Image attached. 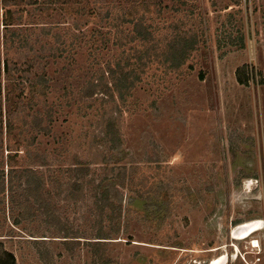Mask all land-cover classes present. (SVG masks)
<instances>
[{"label": "rangeland", "instance_id": "rangeland-1", "mask_svg": "<svg viewBox=\"0 0 264 264\" xmlns=\"http://www.w3.org/2000/svg\"><path fill=\"white\" fill-rule=\"evenodd\" d=\"M61 1L72 3L70 9L81 7L79 0ZM147 1L157 38L166 42L188 32L196 33L200 43L178 70L155 61L146 67L124 107L122 151L90 140L100 129L99 109L78 96L120 49L102 44L96 49L83 33L92 35L97 25L85 24L82 15L61 2L40 11L31 7L20 21L21 30L34 37L35 51L24 58L15 50L10 60L18 64L41 56L26 68L50 76L43 87L49 103H39L40 93L21 97L18 85L6 80L11 106L26 115L41 111L44 124L51 126L48 134L31 130L25 135L37 138L35 167L46 181V199L61 225L75 230L77 237H65L42 211L29 217L24 192L6 187L0 203V247L12 251L17 264H264V0ZM75 34L80 38L74 48L62 43ZM241 36L246 38L244 48L231 44ZM65 47L69 49L58 50ZM239 67L242 77L249 78L246 85L237 79ZM7 93L5 88L0 93L4 118ZM21 126L16 124L11 135L17 142ZM5 149L0 166L11 161ZM79 162L91 168L82 181L94 176L97 182L105 178L124 186L121 215H98L93 208L95 183L86 184L78 200L69 199ZM12 164L26 163L16 157ZM259 221L263 225L250 233ZM99 229L110 238H97Z\"/></svg>", "mask_w": 264, "mask_h": 264}, {"label": "trees", "instance_id": "trees-1", "mask_svg": "<svg viewBox=\"0 0 264 264\" xmlns=\"http://www.w3.org/2000/svg\"><path fill=\"white\" fill-rule=\"evenodd\" d=\"M132 0H79L76 3L81 4V7L70 9L72 3L61 0H0V24H3V38L1 44L4 52V67L0 65V93L5 88L8 89L7 101L9 103L6 118L3 117V110L0 106V157L5 156L4 148L7 150L8 156H11V161L6 166H0V203L3 201L1 195L5 192L6 187L10 191L15 188L21 189L27 205H25L28 216H34V212L42 211L48 218L47 222L56 225L61 231L64 230L65 237H77L75 230L66 229L62 222L58 221V216L49 200L46 199L44 189L46 181L35 167L37 164L38 152L35 148L36 137H28L25 131L38 130L45 134L50 133L51 126L45 125V119L41 111L28 113L27 115L22 109L12 107V99L10 98L11 89L6 84L9 83L18 85L21 89V97L25 95L42 94L43 99L38 100L47 107L48 95L47 90L43 89L45 85H49L50 76L46 74L34 73L31 69L26 68V65L33 66L36 62V57L27 58L23 63L11 62L13 52L20 51L24 58L28 53L35 51L34 37L24 33L21 30L20 24L24 13L33 10H45L46 7L53 3L61 2L66 9H70L76 14L82 15L85 19V24L94 23L97 25L91 32L92 35L84 32L85 36H89L87 41L95 44L96 49H112V46L120 49V53L116 58L108 59L105 65L94 72V75L86 82L85 86L78 91V96L81 100L89 103L93 107H97V121L99 130L93 131L90 135V140L96 142L98 146H107V149L115 152L122 151L125 144L124 134L121 129V119L128 100L133 95L134 89L142 82V75L146 67L152 62H161L166 64L168 69L175 71L183 67L189 60L190 55L195 51L200 43L196 33L184 32L177 34L174 38L163 41L157 38L152 22L149 20L148 12L150 9L149 1L136 0L133 5L129 4ZM145 7V8H142ZM75 8V9H74ZM58 24V23H53ZM75 24H80L76 21ZM132 25L130 26L127 25ZM165 24H178L177 22H165ZM40 30H46L45 25ZM175 30L177 27L174 28ZM80 38L77 34L71 35L69 42L63 40V44H69V47L74 48L76 41ZM61 39V36H59ZM37 38H35V41ZM232 45L239 48L246 46L245 36L240 37V41H233ZM130 45V46H129ZM129 46V47H128ZM68 48H58L61 52ZM1 53V49H0ZM25 64V69L22 67ZM64 70L68 69V65H64ZM242 68V67H241ZM241 68L236 71L237 79L241 84H248L249 78L242 77ZM5 74L3 79V73ZM32 73L36 75L32 77ZM17 74V76H15ZM7 85V88H6ZM28 89V93H25ZM23 99V98H22ZM39 99V98H38ZM35 101V100H32ZM31 102V101H30ZM20 107L23 100H19ZM17 104V105H18ZM14 105V103H13ZM103 108V109H101ZM51 112L52 109H51ZM50 111L49 115L52 116ZM100 113V114H99ZM99 114V115H98ZM52 121V120H51ZM5 124V128H4ZM16 124H21L18 138L20 142L13 140V134ZM5 130V131H4ZM6 133V142L4 139ZM21 144H23L21 146ZM22 147V148H20ZM23 152L24 155L20 156ZM1 157V158H2ZM16 157L20 160L23 158L26 164H12ZM99 163V161H93ZM90 164L86 165L79 162L73 169L77 178L71 185V196L69 199H77L83 194L86 184L95 183V192L93 193V208L98 210V215L101 218L113 214L121 215L125 194L121 188L122 184H115L113 181H104L102 178L97 182V178L91 176L87 182L81 180V176L90 175ZM141 177L140 179H142ZM126 178H124L125 180ZM125 183V182H122ZM162 185V182H159ZM101 187L103 189H101ZM78 197V198H77ZM34 206H37L34 209ZM25 212V211H24ZM111 218V219H113ZM97 238H110L104 229H99ZM0 264H17L16 255L4 248L0 247Z\"/></svg>", "mask_w": 264, "mask_h": 264}, {"label": "bare ground", "instance_id": "bare-ground-1", "mask_svg": "<svg viewBox=\"0 0 264 264\" xmlns=\"http://www.w3.org/2000/svg\"><path fill=\"white\" fill-rule=\"evenodd\" d=\"M262 225H263V223H262L261 221L254 223L253 227H252L251 230H250V233H252L253 231L259 229V227L262 226ZM218 260H219V259H218ZM226 260H227V256H225V257L223 258V262L225 263ZM221 262H222V261H221ZM221 262H220V263H221ZM217 263H218V262H216L215 260H214L213 262H211V264H217ZM220 263H219V264H220Z\"/></svg>", "mask_w": 264, "mask_h": 264}]
</instances>
